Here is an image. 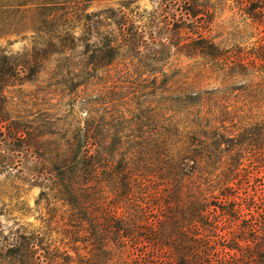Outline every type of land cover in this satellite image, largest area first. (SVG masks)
Returning <instances> with one entry per match:
<instances>
[{
    "label": "trees",
    "instance_id": "trees-1",
    "mask_svg": "<svg viewBox=\"0 0 264 264\" xmlns=\"http://www.w3.org/2000/svg\"><path fill=\"white\" fill-rule=\"evenodd\" d=\"M93 1L0 0V34L11 31L32 9L37 11L33 25L44 35L40 47L21 63L0 56L1 140L48 164L32 178L49 180L63 208L48 218L55 231H0V260L264 264V118L254 123L249 101H244L264 97V35L251 50L219 47L204 34L213 15L205 0H162L160 13L142 26L125 13L117 17L110 6L85 11ZM117 1L124 5L132 0ZM231 1L253 22H264V0ZM74 22L81 24L78 33ZM111 24L117 31L100 36L98 26ZM78 47L74 69L84 80L98 70L109 74L117 56L125 55L121 50L142 57L147 50L163 60L175 49L204 59L205 67L228 79L244 78L243 85L203 90L159 86V104L144 114L126 105L114 116L106 105L101 115L90 114L79 125L60 129L61 142L29 122L10 119L5 86L31 79L49 54L73 55ZM80 83L71 81L70 90ZM235 89L246 96L233 99ZM103 94L99 99L104 104L113 100L111 90ZM125 97L122 92L120 98ZM114 120L129 132L109 136Z\"/></svg>",
    "mask_w": 264,
    "mask_h": 264
},
{
    "label": "rangeland",
    "instance_id": "rangeland-1",
    "mask_svg": "<svg viewBox=\"0 0 264 264\" xmlns=\"http://www.w3.org/2000/svg\"><path fill=\"white\" fill-rule=\"evenodd\" d=\"M205 2L212 5L213 15L209 30L204 34L216 45L221 48L236 45L247 51L260 43L258 36L264 35L263 21L253 22L231 0ZM108 6L116 12L117 17L125 13L134 25L142 26L150 25L149 17L160 13L163 1L132 0L123 5L117 0H95L88 4L85 11H99ZM36 14L37 11L32 9L25 11L11 31L0 34V56L9 58L6 59L7 62L21 63L29 59L34 48L40 47L44 35L33 25L32 19ZM74 26L76 33L81 31L79 22H74ZM111 29L117 31L114 24L107 27L99 25L98 33L103 36ZM145 37L148 38L149 34L146 33ZM148 47L151 50L154 48L152 45ZM79 50L81 47L73 55L69 51L51 53L41 60L31 79H17L5 86L3 95L10 119L29 122L37 130L47 131L49 139L61 142L60 129L77 126L90 114L101 115L106 105L114 116L121 115L127 108L126 105H132L133 111H137L138 107L144 114L146 108L159 104V86L169 89L180 85L201 90L223 89L226 86L238 87L244 80L242 77L228 79L221 71L205 67L204 59L186 57L175 49L163 60L154 59L147 50L144 51L147 55L143 57L121 50L120 53L125 55L117 56L115 67L109 74L102 75V71L98 70L95 74L92 73L93 77L84 80L77 76L78 71L74 69V65L80 60ZM127 71L128 74H124ZM162 79L165 80L163 85L160 84ZM74 80H80L81 83L70 90V83ZM256 80L259 81L257 77ZM110 90L113 92V100L104 104L105 100L99 98ZM122 92L126 95L125 98H120ZM232 94L236 100L243 98L242 95L246 96L236 89ZM123 101L128 104H122ZM244 101H249L247 107L254 123L264 118V97H249ZM249 112L246 113L248 116ZM113 122L115 127L109 131V136L122 137L129 132L117 120ZM1 130L6 132L4 128ZM117 147L116 144L115 148ZM45 166L48 164L38 161L30 151L21 150L8 139L1 140L0 136V231H55L48 218L51 214L61 213V201L55 197L54 190L50 189L52 184L43 175L32 178L40 175L39 172L43 173ZM56 236L55 233L51 234L52 239ZM0 264L6 263L0 260Z\"/></svg>",
    "mask_w": 264,
    "mask_h": 264
}]
</instances>
